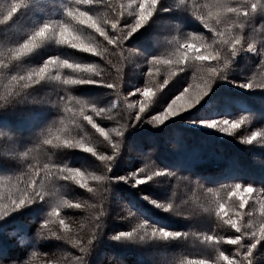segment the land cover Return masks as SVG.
I'll return each mask as SVG.
<instances>
[{
	"label": "trees",
	"instance_id": "obj_1",
	"mask_svg": "<svg viewBox=\"0 0 264 264\" xmlns=\"http://www.w3.org/2000/svg\"><path fill=\"white\" fill-rule=\"evenodd\" d=\"M130 1V4L127 0L94 2L82 5L81 10L88 11L94 18L104 17L111 20L114 15H119V12H111L107 5L115 4L117 8L123 5V15L120 19L132 16L133 18L128 21L131 24L134 23V14L138 7L136 0ZM71 3L73 0H0V19L7 14L12 4L21 5L11 19L0 23V61L8 64L0 69V203H8L9 198L19 196L25 186L24 181L30 176H34L38 183L43 184L46 193L45 199L34 200L32 204L0 218V264H78L76 259L78 256H83L84 264H177L178 261L184 264L188 257L211 264H225V261L217 258L221 251L229 256L235 249L234 245L224 242L234 230L224 223L226 219L224 214L220 213V216H217L219 206L215 209L213 203L207 210L205 218L195 220L189 216L190 202L183 198L185 191L180 190L179 195L185 201L183 210L185 209L186 214L176 210L170 213L158 212L142 196L151 193L154 198L164 199L169 204L168 199L174 193L177 177L166 179L168 181L163 183L160 176H156L135 188L134 177L129 175L139 168L145 173L166 171L176 175L179 170L185 169L180 175L194 182L197 190L198 188L202 190L199 201L206 198L211 190L222 189H225L226 193L233 190L231 197L237 196L240 200L242 194L237 195L235 184L256 185V178L262 174L256 177L253 172L260 171L261 168L254 163L253 158L247 156V149L243 144L229 139L224 140L216 134H212L213 142L210 146L208 143L202 145L194 143L193 138L192 143L188 142L189 133L186 131L188 126L179 124L182 128H177L176 120L153 127V130L144 127L150 125L148 123L151 122L148 120L153 114L157 115L170 100L188 89L200 72L215 64L212 61L189 59L183 63V71H177L175 63H165L168 60L174 62L179 54L176 41L179 40L180 44L185 42L195 44L200 53L205 55L202 45H206L209 51L216 48L213 41L219 43L220 38L213 29L224 31V25L217 26L210 20L209 27L204 28L199 20L200 15L208 19L203 0H161L162 7L158 6L153 17L125 41L123 56L120 55L119 49L108 45L94 29L73 21L69 30L81 37L83 43L91 44L98 51H104L103 57L71 48L70 44L58 43L55 36H50L29 54L10 61V50L15 49L41 24L65 19L64 9ZM260 3L258 16H264V0H260ZM235 4L234 6H237L240 2ZM193 5L197 6L195 11ZM122 27L123 24H120L117 30H112L109 26L106 31L112 35ZM229 38L230 33L227 32L225 39ZM54 55L67 59L70 63L92 65L101 71V76L97 77L94 73L88 72H84L83 76L103 78L105 84L112 83L115 88L98 83L67 86L62 80L54 78L57 69H52L49 77L35 85L26 81L29 85L27 88H22L11 81L12 75L26 76L29 71L39 68L45 59ZM153 57H157L159 63L149 65L147 61ZM230 63L231 61L229 65ZM197 65L199 71L196 69ZM228 66L223 69L224 77L229 72ZM59 71L61 77L72 74L71 69ZM145 88L155 90L153 103L149 109H145L149 115H142L143 120H137L126 128L122 138L116 137L113 130L123 129L129 118L134 119L133 114L139 110V107L133 104L139 99L134 98V92ZM221 95L212 98L209 105L217 103L218 100L222 102L226 95ZM258 95L264 97V93L254 92V100ZM63 96L65 101L59 102V98ZM68 96L73 99L67 100ZM237 96L239 95L226 97L228 108L236 101L232 98H239ZM245 96L246 94L243 98ZM90 103L106 111L97 116L91 111ZM81 108H84L85 114L92 116L93 121L113 140L120 141V152L112 161L109 173L106 172L105 162L99 160V155H111V146L83 119L80 115ZM194 113L196 112L189 116L192 117ZM57 136L60 137L59 143H62V140L74 143L82 141L86 147L93 148L97 155L79 148L53 147L44 143L47 139H52L54 144L57 143ZM162 138L169 144L178 138L177 142L181 140V143H186L181 144L186 148L195 144L192 149L194 148L198 161L197 158L192 161L188 159L185 168L180 164L176 166V163H181L184 158L180 157L181 147L175 142L179 146L178 149L170 151L169 165L162 166L154 157V148L156 144L162 143ZM176 144L172 146L177 147ZM215 144L216 147L213 149ZM226 146L233 150H219L220 147ZM166 151L164 144H160L159 153L165 154ZM45 165L48 166L47 169ZM224 166H227V169L225 168L227 172L219 176L222 179L218 181L225 186L219 183L213 187L207 186L206 184H210L206 183L207 180L215 179L208 172L202 171L221 170ZM236 167L243 173L236 174L234 172ZM68 168L78 169L81 174L67 172L61 174L59 171ZM194 169L200 172L191 174L190 171L195 172ZM65 175L69 176L67 180L64 179ZM107 175L127 179L109 181L106 178L97 179ZM237 175L241 178H237ZM73 176L75 178H72ZM258 188L264 190L263 184ZM68 201H75L80 207L66 210L63 205ZM231 204L236 211L240 210L238 200L235 199L234 204L231 198ZM57 207L60 214H52L53 209ZM97 216L101 217L102 226L98 229L87 254H83L75 241L87 246L88 240L94 234V218ZM44 219H48L51 226L48 224L42 228ZM51 219L56 222V229ZM60 220L64 221L67 229L60 225ZM198 224L207 225L209 231L196 232ZM153 227L180 235L155 237L150 234ZM133 228L137 230L135 238H114L118 233L129 232ZM41 231L44 233L42 236L38 235ZM50 232L57 235L52 236ZM62 236L68 238H58ZM206 236L216 237L219 243L205 241ZM253 264H264V242L259 243L254 250Z\"/></svg>",
	"mask_w": 264,
	"mask_h": 264
},
{
	"label": "snow or ice",
	"instance_id": "obj_2",
	"mask_svg": "<svg viewBox=\"0 0 264 264\" xmlns=\"http://www.w3.org/2000/svg\"><path fill=\"white\" fill-rule=\"evenodd\" d=\"M104 3L105 0H73L69 6L64 9L65 19L59 21H48L41 24L38 28H36L26 39L23 40L22 43H19L15 49L10 50L11 56L10 61L15 60L19 57L25 56L32 52L35 48H37L45 39L50 36H55L58 43L61 44H70L71 48L81 49L87 53H94L97 56L103 57L105 52L98 51L91 44H85L82 42L81 37L73 34V31H70L71 22H76L78 25H87L88 28L94 29L95 32L99 33L100 36L107 41L108 45H113L115 49L120 50V55L123 56L125 51L124 45L125 41L136 31H138L142 26H144L155 14L158 6H161V0H136V6L138 7V11L134 14V23H129V19L133 18L132 16H125L123 20L120 19V16L123 15V5H120L119 8L115 4L107 5L111 12H119V15H114L111 20L101 18H94L89 14L88 11L81 10L82 5H89L92 3ZM21 5L12 4L7 14L0 19V23L7 21L12 18L13 14L18 11ZM261 6L260 0H245L243 4H237V6L232 7L226 3H223L222 0H216V3L211 5V7L216 9L215 13L209 12L208 19H206L203 15L199 16V20L203 23L204 28L209 27V21L214 17L215 25L219 26L221 24H225L226 28L224 31H215L216 36H218L219 43H216L214 40L213 43L216 44V48L212 51L208 50L206 45H202V48L205 55H202L200 51L196 48L195 44L185 42L184 44H180L179 40L176 41L178 48V55L176 56L175 61H165V63L172 64L175 63L177 66V71H183V63L189 59H195L196 61H212L215 63V66L206 68L207 79L203 83V87H200L199 90L195 94L186 95L188 93V89H185L184 92H181L180 95L173 100L172 103L168 104L167 108H165L162 112H159L158 115H154L150 117V122L163 123L166 119L171 116L176 115L178 112L191 107L200 98L209 90L213 81L220 76V78H224L223 69H225L232 56H235L236 53L242 49L243 43H247V49L250 51H256V46L254 43H248L247 41H243L241 36H232L229 39H225V36L228 30H235L237 28H242L243 23H237V21L243 22L245 18L250 17L252 13H254L258 7ZM162 7V6H161ZM193 10L195 11L197 6L193 5ZM123 24L122 28H119V31H114L112 35H109L106 29L110 26L112 30H117L118 26ZM243 41V42H242ZM106 51V49H105ZM260 51L264 53V48H261ZM110 63V61H109ZM149 65L154 63H159V59L157 57H153L151 60L147 61ZM8 64L0 61V69H3ZM52 69H57L54 78L60 79L63 81L64 85L71 86L77 84L84 83H98L104 84L107 87L115 88V85L112 83H104L103 78L101 79H93L91 76L85 78L83 76L84 72L94 73L95 76L100 77L101 71L92 65H82L80 63L72 62L70 63L67 59H61L60 56H49L44 60L42 66L37 69L31 70L27 73L26 76L22 75H12L11 81L16 82L20 87L27 88L29 85L26 81H30L32 85L37 84L40 80L49 77L52 73ZM60 69H71L72 74L61 77ZM241 83L243 87L251 88L255 86L264 87V84L254 85L252 80L247 82H237ZM167 84V80L165 81ZM67 91V88H65ZM137 91H139L137 89ZM131 94V93H130ZM144 94L148 95V89L144 90ZM73 97L68 96L67 100H72ZM65 101V96L59 98V102ZM177 101H182V103L177 104ZM91 111L99 116L101 113L105 112L104 108H97L94 103H90ZM129 107H134V105H129ZM67 111V108L65 109ZM149 115L145 112V106L142 103L140 105L139 111L135 112L134 119L132 117L129 118L126 125L123 126V129H114L116 132V137L122 138L123 133L126 128L130 127L131 124L135 123L137 120H143L144 116ZM80 115L86 120L89 124L92 125L103 137L104 140L108 141L111 146V155H99V160L101 162H105L106 172L109 173L112 167V161L120 152V141L113 140L108 133L101 127H99L94 121L92 116L85 114V109L81 108ZM237 120H213L211 121V125L214 127H219L222 131L226 133H231L234 129H236L239 124L242 122ZM257 135L264 136V133H256L253 132L250 137L245 141L246 143H252V141L257 137ZM57 143H53L52 139H47L44 141L45 144L52 145L53 147H67V148H79L84 151L90 152L93 155H97L96 151L91 147H86L85 144L80 142H72L69 140H64L63 144L59 143L60 137H56ZM32 167L31 165L29 166ZM47 165H45V169H47ZM61 174L67 172L69 174H79L78 169H60ZM165 172L156 171L151 174H147L143 169H137L136 172L130 173L129 175L134 177L135 184H142L147 180L152 179L156 176H162ZM69 176L65 175L64 179H68ZM72 178H75L73 176ZM127 179V177H112L107 175L106 177H97V179ZM24 188L21 190V194L16 198H9L8 203H0V218L7 216L9 212H12L16 209H19L25 205L32 204L34 200L40 199L43 200L46 198V193L43 190V184L38 183L34 176H30V178L24 181ZM234 189L239 194V191L242 190L244 193H250L252 191L251 184L247 186L242 185L240 183L235 184ZM91 191V190H90ZM158 206L163 207L165 209L172 208L171 204H168L166 207L164 205L158 204L157 201H153ZM76 208H79L80 205H75ZM238 208L243 210L245 208V200L244 197L241 196V199L238 204ZM224 205L221 204L217 209V216H220V213L223 212ZM59 211V208H54L53 213L55 214ZM235 218H226L224 219V223L230 228L233 229L234 232L227 236L224 241L226 244H231L235 246V252L232 256L225 255L223 251L219 253V257L217 259H222L226 262V264H253V252L257 248V245L264 241V224H261L258 231L255 230V225L251 222L250 214L245 216L242 213H235ZM248 219V223H244V219ZM49 224L48 219H44L43 227H47ZM95 227L93 229V236L88 240L87 246L81 244L80 241H75V244L79 247V251L83 254H87L89 248L96 238L98 229L102 226V220L100 216L94 218ZM60 225L67 229V225L63 220H60ZM137 230L135 228L129 232H121L118 233L114 238L119 239L121 237H131L135 238V233ZM43 231L38 233V235H43ZM52 236H56L55 232L49 233ZM150 234L155 237H163L167 238L172 235L179 236L180 233H171L165 229H156L153 227L151 229ZM245 237H249L250 241H245ZM59 239H66L67 236L58 237ZM205 241L219 243L216 237L206 236L204 238ZM78 264H84L83 256L76 257ZM200 264H209L207 261H201Z\"/></svg>",
	"mask_w": 264,
	"mask_h": 264
},
{
	"label": "rangeland",
	"instance_id": "obj_3",
	"mask_svg": "<svg viewBox=\"0 0 264 264\" xmlns=\"http://www.w3.org/2000/svg\"><path fill=\"white\" fill-rule=\"evenodd\" d=\"M130 2H131L130 0H127V3L130 4ZM222 2L228 4L229 6L235 7L234 6L236 5L235 3L240 2V4H243L245 3V0H222ZM214 3H216V0H203V4L205 7V12L207 16L209 12H212V13L216 12V9L211 7V5H213ZM263 18H264L263 15L258 16V8H257V10L254 13H252L250 17L245 18L243 22L237 21V23H243L244 26L242 28H237L235 30H229L230 32L228 31V33H230V38L232 36H241L243 38V41H247L248 43H254V45L256 46V51L248 50L247 43H243L244 49L238 51L236 55L232 56V59H230L231 63L230 65L228 64L229 72L227 76L224 78H216L213 81L212 85L210 86L209 90L200 98L199 101H197L191 107L186 108L178 112L176 115L169 117L163 123L154 124L151 122V123H148L150 125L144 126L147 129L149 128L150 130H153L155 127L163 126L171 121L176 120L177 124L175 125L177 128H182L179 124H186V126H188L186 128L187 133H189L188 142H190L193 138L195 139L193 141L194 143H201V145L202 143H205V144L208 143V146H210L213 142V135L216 134L219 137L223 138L224 140L229 139V140L237 141L238 143L243 144L244 147L247 149V153H248L247 156H250L251 158H253L254 163L257 164L259 168L262 169V170L260 169V171L258 170L257 172L256 171L253 172L254 174H256V177L257 175H261V174L262 175L261 177L256 178L257 180L255 182L256 185L252 186V191L250 193H244V192H239V194L237 193V195L242 194L241 196L244 197L245 208L243 210L236 211L235 208L231 207L232 205L231 198L234 204H235V199L238 200V204L240 201L237 196L231 197V193L233 190L228 191L227 193L225 189L217 190V191L211 190L210 194H208L206 198L199 201V197L201 196L202 190L199 188L197 190V187L195 186L194 182L186 180L182 175H180L182 172L185 171V169H182L178 171V175L174 174L173 172L169 174V173H166V171H162V172H165V174L159 177L160 181L163 183L168 181L166 179H172V178L177 177L176 183L174 185V193L172 195L174 197L172 198L171 196L168 199V202L169 204L172 205V208L165 209L163 207L158 206L156 203H153V201H157L158 204L164 205L165 207L168 205V203H166V200L164 199L158 200L154 198L151 195V193L148 194L146 192L147 194L145 196L144 195L142 196V198H144V200L156 211L161 212V213H170L171 211L176 210L180 213L186 214L184 213L185 209L183 210L185 201L181 199L182 196L179 195V191L182 190V191H185V197L183 198H186V200L190 202V205H189L190 209L188 208V210L190 211L189 216L193 217L195 220H197L198 218H200V220L205 218L207 215V210H209L211 205L214 203L215 209L217 206H220L221 204L224 205V210L221 213L224 214L225 218H235L234 214L239 212V213L244 214L245 216H247V214H250L251 222L254 225L257 224V226H255V230L257 231L260 225L264 224V190H261L258 188V186L259 185L261 186L262 184L264 187V175H263L264 174V136L257 135V137L252 141V143L245 142L247 138L252 135L253 132H256L258 134L264 133V97H262L261 95L260 96L258 95L256 96L255 100L253 97L254 92L259 91V92L264 93L263 91L264 87L255 86L251 88H246V87H243L241 83H237V82H247L249 80H252L254 85L264 84V53L260 51L261 48H264V23H262ZM211 21H214V17L211 19ZM222 25H224L223 29L225 30L226 25L225 24H222ZM196 69L198 71L200 70L198 65L196 66ZM203 75L205 76V78H202ZM206 79H207L206 71L200 72V74L197 75L195 82H193V84L188 88V93L186 95L195 94L199 90L200 87H203V83ZM145 89H142L139 91L136 90L134 92L135 94L134 98L135 99L139 98V99L137 102L134 101L133 104L140 108V105L143 103L145 106V109H149V106H151L154 100L155 90L154 91L148 90V95H145L144 94ZM153 93H154V96H153ZM220 94L222 95L225 94L227 98H230L233 95L234 96L239 95L237 96L239 98H234V97L232 98L234 100L236 99V101H234V104L231 105V108H228L226 106V100H227L226 97L225 98L222 97L223 98L222 102L218 100L217 103L210 106L209 105L211 102L210 100H212V98L214 97L216 98V96H219ZM245 94L246 96L245 98H243ZM179 95H177L172 100H170L168 104L172 103L173 100H176V98ZM152 97H153V100H152ZM250 99L252 101H250ZM249 101L252 102V104H250ZM179 103H182V101H177V104ZM168 104L165 106V108H167ZM248 110H251L252 112H248ZM224 111H227L226 114H223ZM193 112H196V113H194L192 117H190L189 115L192 114ZM141 115H144V114L142 113ZM154 115L156 114H153L152 116ZM241 118H243L242 122L231 133H226L222 131L219 127L212 126L210 123L213 120L219 121L223 119L241 121ZM177 140L178 138H176L175 140H173L171 144H169L168 141L162 138V143L160 142L156 144L154 148V157L156 160L154 159V157L153 159L159 164H161L162 166H168L170 163V159L168 157L171 156L170 151H176L179 147L178 145H180L181 147L180 157H183L184 160L181 163H176V166L180 164L181 166L185 168V164L188 163V159L192 161L197 158V156L195 155V151H193L194 148L192 149V147H195L196 145L193 144V146H187L186 148V146L184 147L181 146V144H186V143H181V140L177 142ZM63 141L64 140H62V143L60 144H63ZM175 142H177L178 145ZM160 144H164L165 149H167L165 154L159 153ZM173 144H176L177 147H173L172 146ZM215 147H216V144L214 145L213 149ZM226 149L230 150L231 148L230 147L228 148L227 146L226 148L224 147L219 148V150H226ZM178 153L179 151L176 152V154ZM196 161H198V158L196 159ZM225 168L227 169V166H224V168H222L221 170L220 169L212 170V169L206 168V169H209V171L208 170L202 171L204 173L208 172V174L211 177H214L215 179V180H207L206 183H210V184H206V185L209 187L216 186L220 182L218 180L222 179V177H219V176H222L223 173L227 172ZM194 171L195 172L190 171V173L195 175L200 172V170H195V169ZM234 172L236 174L243 173V171L241 169H238L237 167ZM146 173L151 174L148 172ZM79 174H81V172H79ZM237 176H238L237 178H241L239 175ZM148 181L149 180L145 181L142 184H135L133 180V186H135V188H139L143 184H146ZM254 181L255 179H253V182ZM219 184L221 186H225L223 183H219ZM180 202H182V204L178 205V203ZM77 204L79 203L75 201H70V202L68 201V203L63 206L67 210V209L76 208L75 205ZM175 204H177V206ZM55 214H60V213L57 212ZM51 221L52 223H54V227L56 229V226H57L56 222H54L53 219H51ZM244 223L245 224L248 223L247 218L244 219ZM49 226L51 225L49 224ZM207 231H209L207 225L198 224V229L196 230V232H207ZM246 240L248 241L250 240V238L245 237V241ZM262 242L264 241H261L260 243ZM235 250L236 249H233L229 256H232ZM184 261H185L184 264H200V262L203 260H195V259H191L188 257ZM179 264H183V263L179 262Z\"/></svg>",
	"mask_w": 264,
	"mask_h": 264
},
{
	"label": "bare ground",
	"instance_id": "obj_4",
	"mask_svg": "<svg viewBox=\"0 0 264 264\" xmlns=\"http://www.w3.org/2000/svg\"><path fill=\"white\" fill-rule=\"evenodd\" d=\"M5 60H6V59H5ZM33 104H34V103H33ZM12 105H13V104H12ZM6 109H7V108H6ZM18 110H19V109H18ZM2 111H3V110H2ZM12 111H13V110H12ZM25 113H26V112H25ZM3 114H4V113H3ZM17 114H18V113H17ZM17 114H16V115H17ZM4 115H6V114H4ZM6 116H7V115H6ZM8 116H9V115H8ZM8 116H7V117H8ZM9 117H10V116H9ZM10 118H11V117H10ZM10 118H9V119H10ZM20 118H21V117H20ZM11 120H13V119H11ZM5 132H6V131H5ZM15 133H16V131H15ZM22 134H23V133H22ZM11 137H12V136H11ZM5 138H6V137H5ZM18 139H19V138H18ZM1 141H2V140H1ZM5 143H6V142H5ZM4 145H5V144H4ZM1 146H2V145H1ZM7 149H8V148H7ZM7 149H6V150H7ZM1 158H2V156H1ZM23 161H24V160H23ZM11 162H12V161H11ZM7 164H8V163H7ZM12 165H13V164H12ZM6 171H7V170H6ZM13 241H14V240H13ZM134 247H135V246H134ZM131 248H132V247H131ZM133 252H134V251H133ZM117 255H118V254H117ZM119 255H120V254H119ZM123 258H124V257H123ZM127 258H128V257H127ZM126 260H127V259H126ZM126 260H125V261H126Z\"/></svg>",
	"mask_w": 264,
	"mask_h": 264
}]
</instances>
